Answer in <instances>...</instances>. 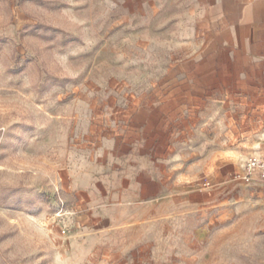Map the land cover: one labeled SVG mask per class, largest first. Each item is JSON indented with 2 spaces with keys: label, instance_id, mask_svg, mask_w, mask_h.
Segmentation results:
<instances>
[{
  "label": "rangeland",
  "instance_id": "obj_1",
  "mask_svg": "<svg viewBox=\"0 0 264 264\" xmlns=\"http://www.w3.org/2000/svg\"><path fill=\"white\" fill-rule=\"evenodd\" d=\"M190 8L0 0V264H264V190L232 179L264 148V78L195 59ZM140 135L211 179V207L108 228L77 205L67 171Z\"/></svg>",
  "mask_w": 264,
  "mask_h": 264
},
{
  "label": "crops",
  "instance_id": "obj_2",
  "mask_svg": "<svg viewBox=\"0 0 264 264\" xmlns=\"http://www.w3.org/2000/svg\"><path fill=\"white\" fill-rule=\"evenodd\" d=\"M188 1L193 23L187 29V43L193 57L236 62L237 76L264 78V0ZM254 91L264 92V84H257ZM222 157L216 162L219 168L210 170L214 181L227 170ZM193 171L179 154L153 155L140 135L111 141L102 161L70 168L66 189L76 195L77 205L87 207L93 220L116 228L207 210L214 190L209 194L201 189L202 180L198 182Z\"/></svg>",
  "mask_w": 264,
  "mask_h": 264
},
{
  "label": "built area",
  "instance_id": "obj_3",
  "mask_svg": "<svg viewBox=\"0 0 264 264\" xmlns=\"http://www.w3.org/2000/svg\"><path fill=\"white\" fill-rule=\"evenodd\" d=\"M232 179L264 190V149L245 157L240 163L239 170L233 174ZM201 189L210 194L213 185L206 178H203Z\"/></svg>",
  "mask_w": 264,
  "mask_h": 264
}]
</instances>
